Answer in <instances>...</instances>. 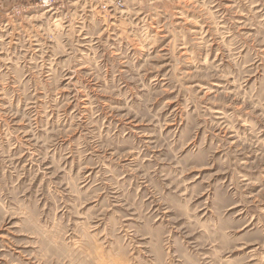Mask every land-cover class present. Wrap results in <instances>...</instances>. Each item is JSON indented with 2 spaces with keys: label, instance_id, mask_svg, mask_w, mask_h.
<instances>
[{
  "label": "rangeland",
  "instance_id": "rangeland-1",
  "mask_svg": "<svg viewBox=\"0 0 264 264\" xmlns=\"http://www.w3.org/2000/svg\"><path fill=\"white\" fill-rule=\"evenodd\" d=\"M36 2L0 0V264H264V0Z\"/></svg>",
  "mask_w": 264,
  "mask_h": 264
},
{
  "label": "built area",
  "instance_id": "built-area-1",
  "mask_svg": "<svg viewBox=\"0 0 264 264\" xmlns=\"http://www.w3.org/2000/svg\"><path fill=\"white\" fill-rule=\"evenodd\" d=\"M75 1H83V3L87 5H97L99 3L100 8L103 10V12L107 13L117 10L118 7L121 6L120 0H37L35 6L43 8L45 10H49L51 12H57L58 10L63 9L67 6L69 7V5L73 4V2Z\"/></svg>",
  "mask_w": 264,
  "mask_h": 264
}]
</instances>
